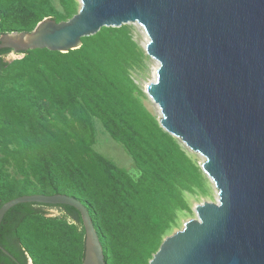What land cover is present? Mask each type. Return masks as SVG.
<instances>
[{
    "label": "trees",
    "instance_id": "obj_1",
    "mask_svg": "<svg viewBox=\"0 0 264 264\" xmlns=\"http://www.w3.org/2000/svg\"><path fill=\"white\" fill-rule=\"evenodd\" d=\"M0 0V36L67 21L74 0ZM131 24L102 28L69 53L47 49L8 61L0 49V208L31 194H68L89 209L106 264H149L201 188V167L148 111L132 77L141 51ZM98 119L133 158V176L93 149ZM15 168L22 180H12ZM205 173V172H204ZM57 208L63 216H49ZM0 245L20 264H84L81 213L66 205L13 207ZM0 264H17L0 251Z\"/></svg>",
    "mask_w": 264,
    "mask_h": 264
},
{
    "label": "water",
    "instance_id": "obj_2",
    "mask_svg": "<svg viewBox=\"0 0 264 264\" xmlns=\"http://www.w3.org/2000/svg\"><path fill=\"white\" fill-rule=\"evenodd\" d=\"M80 3L67 21L45 18L31 32L2 34L0 49L69 53L102 28L145 30L146 52L159 62L146 90L161 110V126L203 156L201 168L219 196L196 205L197 218L167 236L149 264H264V0ZM27 203L78 210L84 264H106L89 209L68 194L13 198L0 208V226L13 207ZM0 251L20 264L1 245Z\"/></svg>",
    "mask_w": 264,
    "mask_h": 264
},
{
    "label": "rangeland",
    "instance_id": "obj_3",
    "mask_svg": "<svg viewBox=\"0 0 264 264\" xmlns=\"http://www.w3.org/2000/svg\"><path fill=\"white\" fill-rule=\"evenodd\" d=\"M49 1L51 5L54 6L57 12H65L60 0ZM74 3L75 9L78 12L81 5L80 0H74ZM131 25L133 26L131 34L141 51V57L135 68L132 70V77L139 87L143 104L159 123L161 118V113L158 109L159 107L154 104L153 100L147 94L146 90L147 85L155 81V75L157 77L159 62L155 63L146 52V45L149 39L143 33V29H141V27L136 24ZM21 57H23V55L17 54L15 52L10 55L11 61ZM93 123L95 128V143L93 145V149L97 153L103 155L106 159H108L116 166L122 169H126L130 174L136 176L138 174L137 167L134 163L133 158L128 154L125 148L110 136L101 121H99L98 119H94ZM178 141L186 154L189 155L194 163H196V166L198 168L201 167V163L204 161V158L202 156L194 154L187 148V146H185V144H183L180 140ZM10 173L12 175V180L19 181L23 179V176L15 168H11ZM201 175L203 179L202 187L195 189V192L193 194H188V198L191 202V213H185L181 215V220L179 221L178 226L173 231V233L181 230L183 228L184 222L193 218H197L195 210L196 205L203 204L204 201L212 203L218 202L216 199V197H218V190L215 184L209 180L204 171L201 172ZM48 212L49 216H63L62 211L57 208H50L48 209Z\"/></svg>",
    "mask_w": 264,
    "mask_h": 264
},
{
    "label": "bare ground",
    "instance_id": "obj_4",
    "mask_svg": "<svg viewBox=\"0 0 264 264\" xmlns=\"http://www.w3.org/2000/svg\"><path fill=\"white\" fill-rule=\"evenodd\" d=\"M141 29H143V28L141 27ZM143 33L148 37V35H147V33L145 32L144 29H143ZM146 36H145V37H146ZM148 39H149V38H148ZM148 42H149V40H148ZM151 58H152V57H151ZM152 59H153V58H152ZM153 61H154L155 63H156V62L158 63V61L155 60V59H153ZM152 76H153V75H152ZM155 80H156V75H155ZM154 82H155V81H154ZM152 83H153V82H152ZM150 84H151V83H150ZM148 85H149V84H148ZM148 85H147V86H148ZM153 102H154V100H153ZM154 104L158 106V104H156L155 102H154ZM158 107H159V106H158ZM158 109L160 110V108H158ZM160 111H161V110H160ZM160 113H161V112H160ZM199 156H201V155H199ZM202 157H203V156H202ZM205 175L209 178V180H210L211 182L214 183V181L212 180V178H210V177L208 176V174L205 173ZM214 184H215V183H214ZM218 198H219V196L216 197L217 201H219Z\"/></svg>",
    "mask_w": 264,
    "mask_h": 264
}]
</instances>
